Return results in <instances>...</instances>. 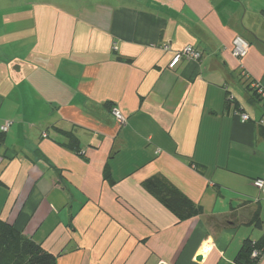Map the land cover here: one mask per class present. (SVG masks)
Segmentation results:
<instances>
[{
  "label": "crops",
  "instance_id": "crops-1",
  "mask_svg": "<svg viewBox=\"0 0 264 264\" xmlns=\"http://www.w3.org/2000/svg\"><path fill=\"white\" fill-rule=\"evenodd\" d=\"M68 3L0 14V52L15 33L31 43L0 58V219L56 264H234L264 241V0ZM186 46L200 60L170 68ZM154 176L201 214L177 223L142 186Z\"/></svg>",
  "mask_w": 264,
  "mask_h": 264
},
{
  "label": "trees",
  "instance_id": "trees-1",
  "mask_svg": "<svg viewBox=\"0 0 264 264\" xmlns=\"http://www.w3.org/2000/svg\"><path fill=\"white\" fill-rule=\"evenodd\" d=\"M226 102L229 105V101ZM233 104L235 105L234 102ZM235 107L237 108L236 105ZM5 133L0 131V143L4 141ZM61 134L66 139L62 146L72 153L80 155L78 138L72 132L61 131ZM103 180L113 184L108 166L104 168ZM142 186L173 215L177 223L201 214V209L198 206L164 178L150 177L142 183ZM251 221L255 228L262 227L257 210L253 213ZM228 223L229 219L225 218L222 222H217V225L227 226ZM253 251L257 252L256 257H252ZM263 256L264 241L246 239L233 262L234 264H257ZM0 264H56V256L46 252L40 245L23 236L15 230L11 223L0 219Z\"/></svg>",
  "mask_w": 264,
  "mask_h": 264
},
{
  "label": "built area",
  "instance_id": "built-area-1",
  "mask_svg": "<svg viewBox=\"0 0 264 264\" xmlns=\"http://www.w3.org/2000/svg\"><path fill=\"white\" fill-rule=\"evenodd\" d=\"M249 49V45L248 43L243 40L240 37H236L233 41V51L232 54L235 58L237 59H241L243 58L246 53L247 50ZM202 54L200 51H198L196 48L192 47V46H186L185 48H183L179 53L176 54V56L173 58V60L171 61V63L169 64L170 68H173L181 58H186L192 61H199L201 58ZM259 94L261 96H264V94L260 91V89H258ZM229 101V105L232 107V111H233V116L236 117L237 119H239L242 123L247 122L249 120V117L247 114L245 113H241L233 104V98H228L227 99ZM235 107V108H234ZM111 114L113 116V118L120 124H123L125 119L122 116V114L120 113V111L116 108H112L111 109ZM11 122H7L5 123L3 126L0 127V131L2 132H7L8 128L11 126ZM253 186L262 194H264V179H257L253 181ZM257 256V252L253 251L252 253V257H256Z\"/></svg>",
  "mask_w": 264,
  "mask_h": 264
},
{
  "label": "rangeland",
  "instance_id": "rangeland-1",
  "mask_svg": "<svg viewBox=\"0 0 264 264\" xmlns=\"http://www.w3.org/2000/svg\"><path fill=\"white\" fill-rule=\"evenodd\" d=\"M69 1L75 2V0H0V14L7 13L8 15H16L18 13H25V15H28L32 12L33 4H36L37 2H54L59 5H67L69 4ZM0 23L2 24V22ZM25 34L26 35L24 37H19V35L15 33L12 35V38L10 37L12 41L6 43L8 45L7 49L0 52V58H2V62H9L10 59H12L8 57L10 55H12V57H19L28 54V49L31 43L29 42V32H25ZM20 38H23V40Z\"/></svg>",
  "mask_w": 264,
  "mask_h": 264
}]
</instances>
